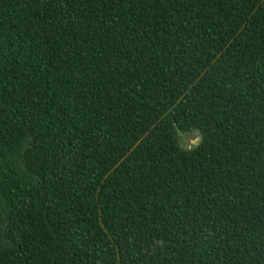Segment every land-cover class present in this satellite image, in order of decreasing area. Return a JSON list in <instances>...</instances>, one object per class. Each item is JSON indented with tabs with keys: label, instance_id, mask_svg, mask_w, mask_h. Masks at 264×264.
<instances>
[{
	"label": "trees",
	"instance_id": "1",
	"mask_svg": "<svg viewBox=\"0 0 264 264\" xmlns=\"http://www.w3.org/2000/svg\"><path fill=\"white\" fill-rule=\"evenodd\" d=\"M0 264H264V0H0Z\"/></svg>",
	"mask_w": 264,
	"mask_h": 264
},
{
	"label": "rangeland",
	"instance_id": "2",
	"mask_svg": "<svg viewBox=\"0 0 264 264\" xmlns=\"http://www.w3.org/2000/svg\"><path fill=\"white\" fill-rule=\"evenodd\" d=\"M192 143H195V141L193 140V142Z\"/></svg>",
	"mask_w": 264,
	"mask_h": 264
}]
</instances>
